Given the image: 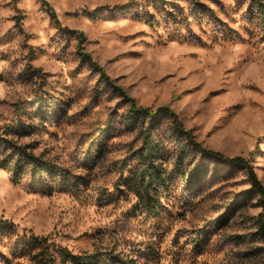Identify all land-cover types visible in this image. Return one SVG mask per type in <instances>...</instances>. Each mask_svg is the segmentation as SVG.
Returning a JSON list of instances; mask_svg holds the SVG:
<instances>
[{
    "label": "rangeland",
    "instance_id": "374dc122",
    "mask_svg": "<svg viewBox=\"0 0 264 264\" xmlns=\"http://www.w3.org/2000/svg\"><path fill=\"white\" fill-rule=\"evenodd\" d=\"M0 0V264H264V22L254 0ZM125 7V11H113ZM103 69L112 84L78 55ZM13 133L4 134L9 129ZM35 163L42 165L41 169Z\"/></svg>",
    "mask_w": 264,
    "mask_h": 264
},
{
    "label": "trees",
    "instance_id": "16d2710c",
    "mask_svg": "<svg viewBox=\"0 0 264 264\" xmlns=\"http://www.w3.org/2000/svg\"><path fill=\"white\" fill-rule=\"evenodd\" d=\"M42 4L43 7L47 8L48 11L52 14L53 20L56 22L58 26H60L59 21L54 14L52 8L50 5L46 2V0H39ZM164 2V0H160ZM256 3V7H258L260 13L263 15L262 20L264 22V0H254ZM113 11H125V7H114L112 9ZM61 31L70 34V35H77L78 36V55L81 56L84 60H86L94 69L99 71L101 75L103 76L104 80L112 84V82L109 80L108 77L105 76V73L103 69H101L99 66H97L93 61L91 56L88 53L82 52V47L81 43L84 40V35L83 33H76L75 31H71L66 28L59 27ZM116 90L122 95V97L130 103V113L133 114L134 116H147L150 119L155 118L158 114L164 113L166 115H169L173 120L175 124V130L185 136L188 140V143L196 148L198 151H200L204 156L206 157H211L216 159L219 162L226 163V164H235L242 166L248 170V177L249 181L251 183V188L254 192L259 194L260 200L258 202L259 207L261 208V212L257 217V228H258V234L264 241V186L262 185L261 181L258 179L257 174L255 173L254 169L252 166L249 165V163L241 158V157H234V158H227L220 154L219 152L213 151L211 149L205 148L202 146L200 143L195 141V138L192 134L191 131H187L183 128L181 125L178 115L168 106L165 107H160L154 111H152L149 108H142V107H137L135 105V102L132 98L128 97L126 92L120 88L116 87ZM9 129V128H8ZM13 133L12 129H9L8 131H5L6 134ZM35 167L38 168V170L41 169L42 165L36 164ZM33 242L37 243L38 245H42L43 248L41 251L35 256L34 258V263L33 264H97L98 258L96 254H91V255H73L71 252H69L66 248L57 246V245H47V240L43 238H37Z\"/></svg>",
    "mask_w": 264,
    "mask_h": 264
}]
</instances>
